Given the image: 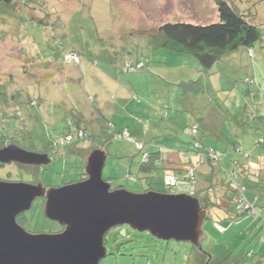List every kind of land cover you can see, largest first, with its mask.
Instances as JSON below:
<instances>
[{"label":"rangeland","instance_id":"obj_1","mask_svg":"<svg viewBox=\"0 0 264 264\" xmlns=\"http://www.w3.org/2000/svg\"><path fill=\"white\" fill-rule=\"evenodd\" d=\"M227 1L254 19L262 39L253 46L255 53L241 48L206 71L191 54L158 46L155 36L166 23L219 21L211 0H17L14 13L1 26L6 29L0 32V82L10 80V92L22 89L23 101L31 97L37 102L34 107H22L21 117L33 136L26 135L20 143L30 152L52 153L53 143L65 134L72 141L55 147L50 163L12 164L10 175H3L7 180L1 181L40 182L46 188L79 182L88 156L104 141L109 121L118 129L129 128L134 134L137 128L154 137L152 152L165 148L160 170L146 173L139 170L143 152L134 143L116 139L105 144L103 177L110 180L112 190L144 193L153 188L176 194L177 189L164 186L161 180L162 169L172 172L175 166L195 167L199 190L211 185L213 174L215 182L216 176L225 178L226 171H234L227 177L237 180L242 172L239 163L248 162V168L258 173L264 168V0ZM64 55L75 61L69 64ZM138 59L145 63L141 70H124L125 62ZM111 78L121 83L118 89L125 96L115 92ZM31 89L35 93L30 95ZM1 104L2 100L5 115L14 110ZM77 124L87 135L74 143ZM190 127L204 146V155H193L188 161L183 157L194 151L193 136L185 133ZM207 150L219 151L220 157L208 155ZM174 154L182 165L169 163L168 156ZM212 190L200 191V200L206 194L209 203L221 199L220 189ZM259 191L264 195V185ZM43 209L37 199L20 223L34 234L59 233L62 227L49 220ZM211 209H207L198 246L161 240L128 225L114 227L105 236L107 256L101 264H264L258 221L250 215L235 221L222 219ZM230 212L240 213L235 202Z\"/></svg>","mask_w":264,"mask_h":264},{"label":"water","instance_id":"obj_2","mask_svg":"<svg viewBox=\"0 0 264 264\" xmlns=\"http://www.w3.org/2000/svg\"><path fill=\"white\" fill-rule=\"evenodd\" d=\"M0 162L51 161L41 153L6 147L0 149ZM106 162L107 152L94 150L86 160L87 179L60 188L0 181V264H101L107 256L105 236L119 225L165 241L200 244L208 213L195 195L112 190L103 177ZM38 198L46 199L44 215L61 232L34 234L18 223Z\"/></svg>","mask_w":264,"mask_h":264},{"label":"trees","instance_id":"obj_3","mask_svg":"<svg viewBox=\"0 0 264 264\" xmlns=\"http://www.w3.org/2000/svg\"><path fill=\"white\" fill-rule=\"evenodd\" d=\"M214 5L217 7L219 13V21L207 25H199L187 22H175V23H166L159 28L157 35L155 36L158 46H163L165 48L171 49L173 51L179 53H188L194 56L199 64L202 66L203 69L210 70L214 67L215 64L221 62L226 56L230 55L233 52L238 51L241 48H246L249 50V54L253 51V46L258 43L262 39V31L260 27L255 24L249 17L246 18V15L243 13L236 11V9L229 4L227 0H211ZM25 3V2H24ZM23 3V4H24ZM17 0H0V32L5 30V25H3L4 19L9 18V14L15 10ZM22 4V3H20ZM24 6V5H23ZM14 13V12H13ZM252 18V17H251ZM160 38V40H157ZM74 55L80 57L77 52H71ZM253 53H255L253 51ZM251 55V54H250ZM65 58L68 59V56L64 55ZM75 58H71V61L68 59V63H72ZM26 64L27 61L25 62ZM25 64V65H26ZM130 64L132 68L135 70L132 71L130 68H126V65ZM142 64V67H138V65ZM144 62L141 59L132 62H125L124 70L129 71L132 73H136L138 70H141L144 67ZM32 66V65H28ZM34 66V65H33ZM44 68H50V66H43ZM51 69V68H50ZM49 69V70H50ZM0 100L3 101V106H11L14 108L12 113L9 115L5 112L2 113L0 109V124L2 125V129L5 134L13 138L14 143H19L20 139H26L25 136L28 135L30 138L33 136L32 131H29L28 124L25 125V121L22 119L21 115L24 116V112L22 107H34L37 104L35 99L29 97L28 101H23L21 98L23 90L17 91H9V88H12V82L10 80L0 82ZM195 83V82H193ZM193 85V84H186L185 86ZM194 86V85H193ZM199 86V84H198ZM24 89V88H23ZM29 94L35 93L34 89L28 90ZM31 103V105H30ZM36 103V104H34ZM1 108V107H0ZM3 114V115H2ZM16 117V119H13ZM80 119L83 121L85 117L80 114ZM3 123V124H2ZM196 125L192 126L195 127ZM190 127V128H192ZM107 130L104 132L103 140L101 144H97V149H105V144L113 141V140H120L123 142L134 143L138 151L143 152L142 155V164L140 166V171H144L146 173H151L156 170H160L159 162L161 161L165 151L159 152H151L150 145L144 144L141 142H137V137L131 132L128 128L118 129L112 124L110 121L107 126ZM190 128L185 130V133L190 135ZM77 137L73 140L74 143H77L79 140L85 139L87 133L86 131L81 128L80 125L77 124L76 126ZM16 131V132H14ZM21 132L23 133V137H21ZM129 132V135L134 138L135 141H129L125 138L126 133ZM192 136V135H191ZM63 139L60 141L54 142L52 145L51 150L53 149V155L56 154L55 147H63L66 146L64 143L61 144L62 140L70 138L72 141V137L69 134H65L62 136ZM19 139V140H17ZM193 148L194 151L190 152L188 155V161H191L193 155H204L202 148L204 147L199 140L198 136H193ZM77 140V141H76ZM260 141H257L259 143ZM56 144V145H55ZM139 144H142L141 148ZM54 147V148H53ZM146 147L148 149L146 150ZM200 147V148H199ZM202 147V148H201ZM89 148H92L91 145ZM28 151H31L30 148H24ZM90 150V149H89ZM48 151V150H47ZM207 150L206 153H208ZM213 152H217L216 150H212ZM51 153V152H50ZM220 154V152L218 151ZM209 155V153H208ZM145 156V158H144ZM171 165H178L177 162L168 160ZM210 161V160H209ZM211 162V161H210ZM239 163V162H238ZM237 163V164H238ZM248 162H243L242 164L239 163L240 175L238 176L237 180L231 179L227 177V175H231L235 173L234 171H226L225 178H218L217 176L216 181L214 182L212 178H214V174L210 177L211 185L202 187L200 190L198 189V179L195 174V167L190 166L189 168H183L180 166H175L171 168L173 171H167L168 168L162 169V182L165 185V178L168 175H174L176 178L180 180H195V192L194 195L199 200V192L200 191H211V189H215L216 191L220 189L221 199L216 198V201L210 202L209 194H206L205 198L203 197L200 200L202 207L206 210L208 208H212L211 210L213 213L217 214V217L222 219H231L233 221L239 219L242 215H250L256 222L258 221L260 230H261V242H264V195L259 191V187L264 185V168H261L258 173L251 171L248 168ZM86 162L84 163V167ZM84 174V173H83ZM131 175H129V178ZM135 178V177H133ZM107 182L110 183L109 179H105ZM111 184V183H110ZM112 186V185H111ZM152 188V187H151ZM244 189V191H243ZM212 190V191H213ZM149 191H155L153 188ZM147 192V191H146ZM246 192H249L250 195H247ZM242 196L246 197L247 201L250 203L251 208L248 212H244L241 205V198ZM237 197V198H236ZM236 199V200H235ZM235 202V206L240 213L233 214L230 212V207L232 203ZM211 204V205H210ZM253 210L256 214L252 213ZM251 211V212H249ZM223 212L226 214L224 217ZM224 217V218H223ZM208 218V217H207ZM25 220H27L25 218ZM20 222V221H19ZM219 223V222H218ZM220 225V224H219ZM218 225V226H219ZM219 228L223 229L221 225ZM225 230V229H223ZM250 256V255H249Z\"/></svg>","mask_w":264,"mask_h":264},{"label":"built area","instance_id":"obj_4","mask_svg":"<svg viewBox=\"0 0 264 264\" xmlns=\"http://www.w3.org/2000/svg\"><path fill=\"white\" fill-rule=\"evenodd\" d=\"M142 66H143L142 64L138 65V67H142ZM126 68H130V69H132V71L135 70L134 68L131 67L130 64H127ZM193 128L189 132V134L192 136H194V133H195ZM125 138L128 139L129 141H135L134 138H132L127 133L125 135ZM66 141L67 142L70 141V138L66 139ZM63 143H66L65 140H62L61 144H63ZM141 146H142V144H139L140 148H141ZM208 153L211 154L215 158L220 157L219 153H216V155H215L214 154L215 152H213L212 150H209ZM144 158H145V156H144ZM165 185L167 187L177 189L178 193H186V194L194 195L196 181L194 179L184 181V180H180V179L176 178L174 175H168L165 178ZM243 191H244V189H243ZM243 200H245V201H243ZM241 205H242V209L244 212H248V210L251 208L250 203L247 201L246 197H244V196H242V198H241ZM249 212H251V211H249ZM252 213L256 214V212L254 210Z\"/></svg>","mask_w":264,"mask_h":264},{"label":"flooded vegetation","instance_id":"obj_5","mask_svg":"<svg viewBox=\"0 0 264 264\" xmlns=\"http://www.w3.org/2000/svg\"><path fill=\"white\" fill-rule=\"evenodd\" d=\"M14 132H16V131H14ZM0 135H2V136L0 137V149H4V148H6V147H19V148H21V149H24V147L21 145L20 142H19V143H14V140H13V138H12L11 136H10L11 139H9V138H8V135L5 134L4 132H3V134L0 133ZM21 137H23V133H22V132H21ZM17 140H19V139H17ZM20 140H21V139H20ZM37 153H41V154H43V155H47L48 158L50 159V161H52V153L48 152L47 150L38 151ZM85 162H86V161H85ZM12 164L15 165V166L21 165L20 163H17V162H10V163H3V162H0V181H1V180H7V179H3V177H4L3 175H4V173H5V177L10 175V173L8 172V170H9V168L12 167ZM85 166H86V165H85ZM7 178H9V177H7ZM85 179H87V175H86V173L83 174V177L79 180V182H80V181H83V180H85ZM37 183H39V182H37ZM38 199H40V200L42 201L43 206H44V203H45L46 199H45V198H38ZM21 219H24V214H21V215L18 217V219H17V220H18V223H19L21 226H23V224H21V223L19 222ZM23 227H24V226H23ZM24 228H25V227H24ZM62 230H63V229L60 228V230L57 231V232H61ZM29 232H31V231H29ZM32 233H33V232H32Z\"/></svg>","mask_w":264,"mask_h":264},{"label":"crops","instance_id":"obj_6","mask_svg":"<svg viewBox=\"0 0 264 264\" xmlns=\"http://www.w3.org/2000/svg\"><path fill=\"white\" fill-rule=\"evenodd\" d=\"M116 84V85H114V86H116L115 88V92H117L120 96H125V93H123V91H121V90H119L118 88H121V83H117V82H114L113 81V78H111V82H110V84ZM122 88H126L125 86L123 87L122 86ZM126 90H127V88H126ZM131 93H134V91H130V94ZM120 99H122V98H120ZM99 110V109H98ZM100 111V110H99ZM129 129V128H128ZM131 130V129H130ZM132 131V130H131ZM135 131L137 132V133H135ZM134 135L137 137V139L142 143H144V144H151V143H155V141H153V138L154 137H149L147 134H143L142 132H140L139 130H137V128L134 130ZM173 145L174 144H170V146H171V148L173 147ZM157 146V145H156ZM177 146V145H176ZM176 146H174V150H177V149H175L176 148ZM163 147H166V145L165 144H163ZM168 147V146H167ZM155 150V149H154ZM161 150V149H160ZM153 150H152V148H151V152H152ZM163 151H165V148H163ZM180 157L178 156V155H176V154H174V155H172V156H168V159H170L171 161H175V162H177L176 164H178V165H182L183 163H181V161H179V160H177V159H179ZM185 160H188V157H183ZM181 159V158H180ZM161 162V161H160ZM162 163V162H161Z\"/></svg>","mask_w":264,"mask_h":264}]
</instances>
